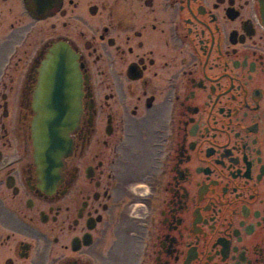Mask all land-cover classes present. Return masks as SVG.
I'll list each match as a JSON object with an SVG mask.
<instances>
[{"label": "flooded vegetation", "instance_id": "af4514ba", "mask_svg": "<svg viewBox=\"0 0 264 264\" xmlns=\"http://www.w3.org/2000/svg\"><path fill=\"white\" fill-rule=\"evenodd\" d=\"M57 44L82 94L47 177ZM0 264H264L260 0H0Z\"/></svg>", "mask_w": 264, "mask_h": 264}, {"label": "water", "instance_id": "95a60500", "mask_svg": "<svg viewBox=\"0 0 264 264\" xmlns=\"http://www.w3.org/2000/svg\"><path fill=\"white\" fill-rule=\"evenodd\" d=\"M264 19V0H260ZM81 72L73 52L57 44L44 61L36 91L33 122L35 160L42 174L56 177L71 150L70 131L79 116Z\"/></svg>", "mask_w": 264, "mask_h": 264}]
</instances>
